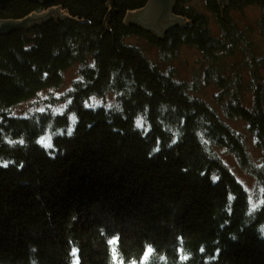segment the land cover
<instances>
[{
	"label": "trees",
	"instance_id": "trees-1",
	"mask_svg": "<svg viewBox=\"0 0 264 264\" xmlns=\"http://www.w3.org/2000/svg\"><path fill=\"white\" fill-rule=\"evenodd\" d=\"M148 1L0 6L1 22L58 11L0 35V264H264V205L250 211L217 152L264 188V162L252 163L226 124L243 123L264 146V80L222 71L221 60L236 55L233 39L244 37H211L203 17L184 6L189 0L172 13L186 22L163 36L126 21ZM203 2L223 18L216 0ZM245 2L261 7L264 34V0ZM131 40L155 48L159 61ZM182 45L206 62L191 81L160 68ZM72 68L79 79L49 99L65 106L61 113L11 115L64 89ZM201 84L214 87L212 104L197 96ZM106 96L112 108L89 106Z\"/></svg>",
	"mask_w": 264,
	"mask_h": 264
},
{
	"label": "rangeland",
	"instance_id": "rangeland-1",
	"mask_svg": "<svg viewBox=\"0 0 264 264\" xmlns=\"http://www.w3.org/2000/svg\"><path fill=\"white\" fill-rule=\"evenodd\" d=\"M222 8L221 20L217 19L212 12L208 11L204 5L203 0H189L186 8H190L194 13L203 17L205 25L211 37L218 39L221 42L229 41L226 37L232 35H238L239 37H244L243 41L234 40V43L238 46L236 48V55L233 58H225L221 60L222 71L227 73L229 77L232 71L236 70L241 73L243 80L247 81L252 79V75L249 71H253L255 78L257 80H264V34L260 30V19H261V7L258 4H249L242 0H227L225 5H219ZM245 2V3H243ZM47 13L33 15L34 18H41ZM139 13V12H138ZM138 13L128 14L126 21L129 23H136L139 17H136ZM173 13V11H172ZM139 16V15H138ZM186 21L177 22L176 25L184 24ZM169 26L167 25L166 28ZM165 28V29H166ZM150 33L157 35L155 30H150ZM225 35L227 36H224ZM165 34V33H164ZM163 34V35H164ZM131 42L138 43L142 47L143 51L146 53L148 59L157 63L159 61V55L155 48L149 47L143 42H138L136 40H131ZM242 46L243 50L239 49ZM246 61V63L244 62ZM162 71L174 70L177 71L178 80L191 81L194 76L202 74V69L206 64L204 58L199 53V51L191 46L182 45L177 50V54L174 58L164 59L159 62ZM199 78L201 79V77ZM65 81V88L56 91H49L48 93H41L37 99L30 103H24L18 106L11 115L15 116H26L28 114H33L35 112H42L50 109L52 113L59 114L64 110L65 106L63 104L52 105L49 103L51 96L59 99L62 95L67 92L72 86V83L79 79L77 74V68H72L66 71L63 75ZM244 87H246L244 85ZM67 88V90H66ZM50 93V95H49ZM215 93V89L212 85L206 86L201 84L197 96L209 104H212L211 97ZM247 94V93H246ZM243 95V101L248 105L249 94ZM90 107H102L110 109L113 107V99L110 96H106L104 99L92 98L89 102ZM217 109V108H216ZM235 132L243 137L245 148L250 154L252 163L259 164L264 162V146L261 148L256 146L255 140L252 136L247 133L245 126L241 122L228 121L226 123ZM50 140V137L45 138ZM41 145L48 146L41 139L39 141ZM221 161L228 168L229 172L234 176V178L241 184L245 190L250 211L258 210L264 205V188L257 186L256 181L249 175L244 173L237 166L232 155L226 153L222 149L217 151ZM261 235L264 237V226L261 228Z\"/></svg>",
	"mask_w": 264,
	"mask_h": 264
},
{
	"label": "water",
	"instance_id": "water-1",
	"mask_svg": "<svg viewBox=\"0 0 264 264\" xmlns=\"http://www.w3.org/2000/svg\"><path fill=\"white\" fill-rule=\"evenodd\" d=\"M12 0H0V6L3 5L6 2H9ZM35 3H46L49 2L51 0H29ZM219 1V5H225L227 0H218ZM176 2V0H149L148 4L146 6V8L142 11H140L138 13V15L136 17H139L137 20H130V21H136L135 24H137L139 27L143 28L146 31L150 30H155L157 35H161L163 36V34L168 30V28L170 27V24H172V26H176L177 22H181L183 21V19L181 18H177L174 16H170V18L167 19V21H165L164 25L163 22L161 21V19H159V17H156V13L159 10L158 8V4L160 3L163 7V9L160 11L163 17H169V15H171V12L173 11V6L174 3ZM221 11L222 8L220 7ZM51 14H58L57 10H54L53 12L47 13L45 16L41 17L40 19H46L49 15ZM146 15L144 22L141 18V16ZM39 18H34L32 16H29L28 18L19 21V22H1L0 21V35H6V34H10L12 32L17 31L18 29L27 27L29 24L32 23H38ZM170 19H172L168 24L166 22H168ZM169 26L168 28H166V26ZM166 28V29H165Z\"/></svg>",
	"mask_w": 264,
	"mask_h": 264
},
{
	"label": "flooded vegetation",
	"instance_id": "flooded-vegetation-1",
	"mask_svg": "<svg viewBox=\"0 0 264 264\" xmlns=\"http://www.w3.org/2000/svg\"><path fill=\"white\" fill-rule=\"evenodd\" d=\"M177 2H178V0H176V2L174 3V6H175V4H176ZM174 6H173V8H174ZM158 8H159L160 11L163 9V7H162V5H161L160 3L158 4ZM160 11H158V12L156 13V17H159V19H161V21L163 22V25H164V24H165L164 22L167 21V19L170 18V16H172V12H171V15H169V17H168V16H167V17H166V16L163 17ZM145 16H146V15L141 16L143 22H144V19L146 18ZM171 20H172V19H170V20H169L168 22H166V23L170 24V23L172 22ZM170 21H171V22H170ZM169 22H170V23H169ZM170 27H174V26H172V24H170ZM170 27H169V28H170Z\"/></svg>",
	"mask_w": 264,
	"mask_h": 264
}]
</instances>
